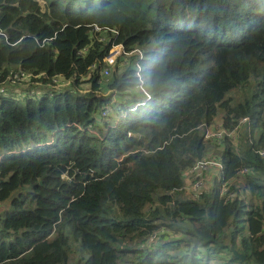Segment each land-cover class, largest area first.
I'll return each mask as SVG.
<instances>
[{
	"label": "trees",
	"instance_id": "trees-1",
	"mask_svg": "<svg viewBox=\"0 0 264 264\" xmlns=\"http://www.w3.org/2000/svg\"><path fill=\"white\" fill-rule=\"evenodd\" d=\"M113 44L143 56L105 76ZM15 72L73 84L18 97ZM0 87V264H264V0H0ZM244 118L234 196L190 189Z\"/></svg>",
	"mask_w": 264,
	"mask_h": 264
},
{
	"label": "built area",
	"instance_id": "built-area-1",
	"mask_svg": "<svg viewBox=\"0 0 264 264\" xmlns=\"http://www.w3.org/2000/svg\"><path fill=\"white\" fill-rule=\"evenodd\" d=\"M102 31L101 28L95 26L94 27V32L95 33H100ZM109 32L116 37L118 35V32L115 30L109 29ZM98 40L100 42H106L108 40H105L104 38H101ZM142 57L143 56V51L140 49H135L133 51L127 52L122 44H113L112 49L110 53L103 59V62L105 63V67L103 69V74L105 76H109L111 71L115 68L117 65V62L119 59L122 58H128V57ZM96 66H94L95 68ZM46 80V82H45ZM8 82L11 84H18L21 83L25 87H41L45 86L49 91H60L66 88H69L72 86L73 81L72 80H65L62 76H57V77H52L49 78L47 74L42 73L39 75H34L31 73L27 72H15L11 73L9 75ZM90 89L88 88H83L80 89V92L86 93ZM5 91L4 87H0V92L3 93ZM115 92V91H110L108 93ZM53 93V92H51ZM115 102V95L113 98ZM112 104L109 103L103 113L102 116H108L110 114V109H111ZM249 118H244L241 122L240 125L235 127L232 130H229L223 126L222 123H220L217 127L214 125L211 127H208L206 129V140H211V141H217L219 143H223L226 140H230V142L233 144L236 152H239V143L241 140V132L243 126H245L247 123H249ZM257 153L264 158V149L258 150ZM224 164L220 160L214 158L213 160H202L198 162L193 168L189 169L187 172H185L184 177L187 181V184L190 185V189L196 191L198 190L202 184L210 183L212 184L214 180H216L220 184V194L222 196L228 195L229 189L233 185L232 180L225 181L224 180ZM249 172L248 169H242L239 174L244 175ZM203 175H208L207 178L205 179H199L198 177L203 176ZM198 178L199 181L195 183L194 185H191V180ZM234 196L233 194L228 195V198ZM163 231V230H161ZM157 233H155L152 237V239H156Z\"/></svg>",
	"mask_w": 264,
	"mask_h": 264
},
{
	"label": "rangeland",
	"instance_id": "rangeland-1",
	"mask_svg": "<svg viewBox=\"0 0 264 264\" xmlns=\"http://www.w3.org/2000/svg\"><path fill=\"white\" fill-rule=\"evenodd\" d=\"M129 58H127V60H128ZM123 60V62H128L126 59H122ZM121 70V69H120ZM16 87H18V88H20V89H23L24 88V86L21 84V83H18V84H16L15 85ZM12 88V90H13V86L11 87ZM15 88V87H14ZM15 89H17V88H15ZM19 91V90H18ZM36 100H38V97H36ZM220 123H222L220 120L219 121H217V123H215L214 124V126L215 127H217ZM210 142H211V145H212V148L210 149V151H209V153L207 154V157L208 158H206L205 160H213L214 158L212 157V156H218V151H220L222 148H224V146L221 148V144H223V143H219V142H217V141H211L210 140ZM216 145H218V146H220L219 148H217V149H215L217 146ZM54 154V153H53ZM55 157V156H54ZM204 160V161H205ZM70 176H71V172H68V173H66L65 175H63V178L64 179H66V180H69V178H70ZM2 210L3 209H0V213L2 212ZM2 228V224L0 223V229ZM150 243H153V241H151L150 240Z\"/></svg>",
	"mask_w": 264,
	"mask_h": 264
},
{
	"label": "crops",
	"instance_id": "crops-1",
	"mask_svg": "<svg viewBox=\"0 0 264 264\" xmlns=\"http://www.w3.org/2000/svg\"><path fill=\"white\" fill-rule=\"evenodd\" d=\"M12 87V86H11ZM9 87L11 90L12 88ZM17 89H15V88ZM19 90V91H18ZM15 93H18L15 94L16 96L20 97L19 95H23L25 96L26 95H30V96H37V97H41L42 94L46 91V93L48 94L49 92H55V91H49L45 86H41V87H25L23 89H20L16 86H13V90ZM213 158H216L217 156H212ZM208 158V157H207Z\"/></svg>",
	"mask_w": 264,
	"mask_h": 264
},
{
	"label": "water",
	"instance_id": "water-1",
	"mask_svg": "<svg viewBox=\"0 0 264 264\" xmlns=\"http://www.w3.org/2000/svg\"><path fill=\"white\" fill-rule=\"evenodd\" d=\"M232 251H233V255L236 258L240 259L241 261H245L246 257L244 255L240 254L238 251L234 250L233 248Z\"/></svg>",
	"mask_w": 264,
	"mask_h": 264
},
{
	"label": "bare ground",
	"instance_id": "bare-ground-1",
	"mask_svg": "<svg viewBox=\"0 0 264 264\" xmlns=\"http://www.w3.org/2000/svg\"><path fill=\"white\" fill-rule=\"evenodd\" d=\"M205 134H206V132H205Z\"/></svg>",
	"mask_w": 264,
	"mask_h": 264
}]
</instances>
